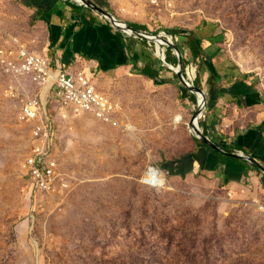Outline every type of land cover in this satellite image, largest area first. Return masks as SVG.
<instances>
[{
	"label": "rangeland",
	"instance_id": "1",
	"mask_svg": "<svg viewBox=\"0 0 264 264\" xmlns=\"http://www.w3.org/2000/svg\"><path fill=\"white\" fill-rule=\"evenodd\" d=\"M95 2L119 19L148 25L154 35H173L167 29L174 27L197 33L211 53L206 64L180 35L173 39L198 76L235 67L264 90V0ZM30 9L23 0H0V48L17 39L42 50L44 33L35 31ZM215 34L223 37L211 43ZM144 39L149 62L165 79L174 78L156 42ZM96 78L98 88L121 103V123L90 113L61 119L46 102L55 118L54 154L69 188L45 195L32 190L21 171L32 124L18 119L23 99L39 88L0 65V264H264L260 196L212 174L162 170L203 143L189 127L198 98L195 103L176 78L153 80L135 69ZM12 84L20 88L18 98L8 93Z\"/></svg>",
	"mask_w": 264,
	"mask_h": 264
},
{
	"label": "crops",
	"instance_id": "2",
	"mask_svg": "<svg viewBox=\"0 0 264 264\" xmlns=\"http://www.w3.org/2000/svg\"><path fill=\"white\" fill-rule=\"evenodd\" d=\"M23 1L32 10L35 31L44 33L39 52L48 55L54 67L84 70L95 82L102 74L112 77L149 63L145 39L126 35L90 7L68 0ZM207 55L208 63L211 53ZM210 71L201 76L208 98V113L201 125L204 133L225 151L250 156L264 168V90L254 77L235 67L228 73ZM167 79L176 81L175 77ZM128 131L134 129L128 127ZM213 150L200 144L186 158L172 160L161 169L173 176L212 174L227 187L254 192L264 201V171L242 158L240 163L224 161Z\"/></svg>",
	"mask_w": 264,
	"mask_h": 264
},
{
	"label": "built area",
	"instance_id": "3",
	"mask_svg": "<svg viewBox=\"0 0 264 264\" xmlns=\"http://www.w3.org/2000/svg\"><path fill=\"white\" fill-rule=\"evenodd\" d=\"M68 1L84 6L79 0ZM1 33L3 29L0 22ZM163 36L175 43L174 35L165 33ZM168 48L169 45L165 51L166 58ZM173 50L176 53L174 48ZM159 57L162 60L161 55ZM0 65L5 73L16 77H28L39 88L38 94L23 99L18 111L20 121L32 124V147L22 163L21 171L28 177L30 187L36 193L45 195L61 193L69 188V180L63 174L54 154L55 118L51 119L46 102L51 103L57 117L61 119H67L70 114L90 113L98 119L115 124H120L117 115L121 106L99 89L84 70L54 67L48 55L32 49L17 39H12L7 46L0 48ZM197 69L192 63L185 70L188 82L193 85L198 79ZM8 93L11 97L18 98L20 88L12 84ZM205 119L206 114L201 117L200 123ZM261 208L264 210V204Z\"/></svg>",
	"mask_w": 264,
	"mask_h": 264
},
{
	"label": "water",
	"instance_id": "4",
	"mask_svg": "<svg viewBox=\"0 0 264 264\" xmlns=\"http://www.w3.org/2000/svg\"><path fill=\"white\" fill-rule=\"evenodd\" d=\"M79 2L86 7H90L92 10L97 12L102 17H105L106 19H108L114 27H116L117 29H119L120 31H122L123 33H125L128 36H132V37H136V38H142V39L146 38L150 41H154L157 44V48H158V41L157 40L158 39L159 40H165L164 43H167L169 46L173 47L176 50V53L179 57V64L177 66L167 61V58L165 56V50H164L165 46H163V45L161 47L163 50L162 51L163 54H162L161 58L166 65L173 68L175 70V72L179 75L181 83L186 88H188L198 98V109L195 112V114L193 115L191 122L189 123L190 130H193L195 132L192 134L196 138H198L200 141H202L204 144L209 145L212 149L217 150V151H219L225 155H230V156H233L236 158H242L244 160H247L248 162H251L252 164L258 166L259 168H261L264 171L263 166L259 162H257L254 158L247 156L245 154H242V153H229V152L225 151L224 149H222L215 142H213V140L204 133V131L202 130V128L200 126V119H201L200 117H202L203 115L206 114V111L208 108L207 94L203 89H200L196 85H193L190 82H188V80L185 76V71H184V57H183L182 51L179 49L177 44H175L173 41H171L169 39H165L163 35H160V36L154 35V34L149 33L146 30L135 29L134 27H132L129 24V22L124 21L122 19H119L110 10L100 6L94 0H79ZM120 21L124 23V27L119 24ZM158 53L160 54L159 49H158ZM198 120H199V123L196 125L195 123H197L196 121H198Z\"/></svg>",
	"mask_w": 264,
	"mask_h": 264
},
{
	"label": "trees",
	"instance_id": "5",
	"mask_svg": "<svg viewBox=\"0 0 264 264\" xmlns=\"http://www.w3.org/2000/svg\"><path fill=\"white\" fill-rule=\"evenodd\" d=\"M95 1V0H94ZM129 24L134 27L135 29H138V30H149V27L148 25L146 24H141V23H138V22H129ZM168 32L172 33L173 35H180V39H182L184 41V43L186 44V46L191 50L192 54H193V57L195 59H200L202 63H207V58H208V55H207V51L206 49L204 48V38L200 37L197 33L195 32H191L190 35H185V34H182V29L180 27H174V28H170V29H167ZM223 36L222 35H213L210 37V39L208 38V40H210L211 42L215 43L218 41L219 38H222ZM167 61L170 62V63H173L175 65H178L179 64V57L178 55L174 52L173 48L172 47H169L168 50H167ZM188 65V60L186 58H184V71L186 70V67ZM137 71L141 74H144V75H147L155 80H163L165 82H168V80L170 81L171 79H165L164 77H162L161 73L158 71V69H156V67H154V65L149 62L147 63L145 66L143 67H139L137 68ZM175 78L177 79V82L180 83L179 81V75L176 73L175 75ZM195 85L200 88V89H203V84H202V81H201V77L198 76V79L195 83ZM184 90L186 92H189L190 90L186 87H184ZM191 99L197 103V98L195 95H192L191 96ZM204 122L201 123V125H203ZM206 134V132H205ZM207 135V134H206ZM198 142H201L200 140H198ZM204 144V143H202ZM227 150L229 152L232 153L231 150H229L227 148ZM213 153L215 155H217L219 158H221L222 160L224 161H227V162H231V163H240V162H243L241 159L239 158H236V157H233V156H230V155H225L217 150H213Z\"/></svg>",
	"mask_w": 264,
	"mask_h": 264
},
{
	"label": "bare ground",
	"instance_id": "6",
	"mask_svg": "<svg viewBox=\"0 0 264 264\" xmlns=\"http://www.w3.org/2000/svg\"><path fill=\"white\" fill-rule=\"evenodd\" d=\"M119 24L122 25V26L124 27V23H123V22L120 21ZM157 41H158V49H159V51H163L162 48H161V47H162V42H161L162 40H157ZM109 98H110V97H109ZM110 99H111V98H110ZM111 100H112V99H111ZM112 101H113V100H112ZM45 102H46V101H45V99H44V103H45ZM113 102L116 103L115 101H113ZM119 105H120V104H119ZM200 118H201V117H200ZM196 122H197V123H195V124L197 125V124L199 123V120L196 121ZM191 132H192V133H195L193 130H191ZM261 207H262V205H261Z\"/></svg>",
	"mask_w": 264,
	"mask_h": 264
}]
</instances>
